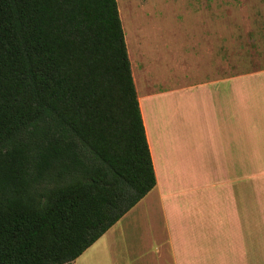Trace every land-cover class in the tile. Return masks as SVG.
I'll use <instances>...</instances> for the list:
<instances>
[{
    "label": "trees",
    "instance_id": "1",
    "mask_svg": "<svg viewBox=\"0 0 264 264\" xmlns=\"http://www.w3.org/2000/svg\"><path fill=\"white\" fill-rule=\"evenodd\" d=\"M155 187L117 0H0V264H73Z\"/></svg>",
    "mask_w": 264,
    "mask_h": 264
},
{
    "label": "crops",
    "instance_id": "2",
    "mask_svg": "<svg viewBox=\"0 0 264 264\" xmlns=\"http://www.w3.org/2000/svg\"><path fill=\"white\" fill-rule=\"evenodd\" d=\"M171 22L124 33L156 187L73 264H264V193L241 177L264 164V66L241 71L207 21L187 49Z\"/></svg>",
    "mask_w": 264,
    "mask_h": 264
},
{
    "label": "rangeland",
    "instance_id": "3",
    "mask_svg": "<svg viewBox=\"0 0 264 264\" xmlns=\"http://www.w3.org/2000/svg\"><path fill=\"white\" fill-rule=\"evenodd\" d=\"M122 10L124 33H134L138 18L170 20L179 45L188 49L191 37L200 35L207 21L209 34L224 36V43H239L241 71L264 66V58L256 56L264 45V0H117ZM167 28V27H166ZM135 38V37H134ZM187 53L188 50H185ZM235 59V49H234ZM258 165H261L260 167ZM264 164L254 170H241V177L256 179V193H264Z\"/></svg>",
    "mask_w": 264,
    "mask_h": 264
}]
</instances>
